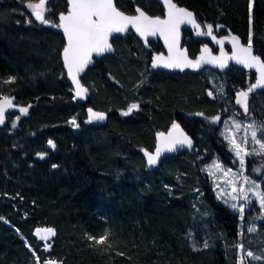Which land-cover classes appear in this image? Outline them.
<instances>
[{
    "label": "trees",
    "instance_id": "16d2710c",
    "mask_svg": "<svg viewBox=\"0 0 264 264\" xmlns=\"http://www.w3.org/2000/svg\"><path fill=\"white\" fill-rule=\"evenodd\" d=\"M34 1L0 0V97L31 105L0 126V264H37V256L40 264H238V217L217 202L201 166L216 155L236 165L206 119L236 111V92L258 74L234 67L225 74L158 72L152 64L164 52L161 43L130 32L115 37V52L88 69L82 82L90 99L77 103L62 60L65 39L52 26L68 2L47 0L44 24L28 8ZM173 1L193 11L202 30L213 25L217 38L247 43L251 35L264 60V0L252 8L251 0ZM116 4L127 14L137 7L164 14L159 0ZM185 36L191 59L210 47L197 32ZM212 76L221 89L215 96ZM10 77L15 81L4 83ZM133 103L138 111L123 116ZM248 107L264 124V91L251 92ZM88 109L104 113V123H89ZM174 123L194 138L193 147L149 170L143 151H154L157 136ZM39 227L55 235L45 242L35 234ZM191 231H201L209 246L193 248ZM101 234L108 236L104 244L88 239Z\"/></svg>",
    "mask_w": 264,
    "mask_h": 264
},
{
    "label": "snow or ice",
    "instance_id": "6c2138e0",
    "mask_svg": "<svg viewBox=\"0 0 264 264\" xmlns=\"http://www.w3.org/2000/svg\"><path fill=\"white\" fill-rule=\"evenodd\" d=\"M167 5V18L161 19L159 17H153L146 14L141 8H136L137 14H125L121 11L114 0H69L71 5V10L65 15L63 13L59 16V23L52 24L53 27L62 28L64 34L67 37V46L63 49V60L64 64L68 70V74L72 81L76 85L75 95L79 98H84L87 95L88 89L84 87L78 75L82 73L85 68L91 63V58L93 53L100 55L105 51H111L112 45L110 43V38L116 33H125L128 30L129 25L135 28L142 37L147 40L148 36H155L157 34L164 37L165 43L168 45L169 52L171 55L165 58L163 56H157L153 68L163 66L165 68H179L183 70L185 67H191L198 69L202 63H216L220 67L227 66V60H234L237 64H241L249 69H256L259 73V77L256 83L251 84L247 91H241L239 93L240 99L237 103L241 104L245 112H248V95L255 88H264V60L261 59L259 55L253 53V41L251 35L247 40L246 45H242L240 40L236 36L231 37V43L233 45V54L227 56L222 54L221 57H213L211 55H201L198 60L188 59L184 51H180L178 48L179 41V29L181 24H190L194 29L197 30V35H208L211 36L217 44L223 45V39H216L213 35V25L207 24L204 30H201V24L197 23L195 14L184 8L178 7L173 0H164ZM45 4L46 0H39V3L29 4L28 7L32 10L35 18L41 23L49 24L50 21L45 17ZM217 28L222 27V25H217ZM204 53L208 54L209 49L204 48ZM15 81L14 77H10L4 83H13ZM212 95V93H209ZM14 97L3 96L0 97V124L5 122V112L13 107ZM31 105L20 107L19 112L22 114H27L28 109ZM139 105L133 103L126 111L122 114L127 116L130 115L134 110H138ZM89 123L93 121H104L106 116L102 112L93 111L88 109ZM198 115H200L198 113ZM19 116L16 117L18 121ZM219 117H215L214 121L218 122ZM72 125L79 127L76 120L71 121ZM13 127L16 124L13 123ZM242 125L235 120L232 122L228 129V135L225 139L229 140L231 150L235 152V155L239 158L241 168L243 169L245 163V156L251 154L247 151V146L249 142V137L254 145H259V151L256 152L254 148L253 151L256 154L264 155V124L256 125L255 122L247 125L244 128V135L240 142H237L235 137V132L231 129H235L236 132L241 130ZM261 133V137L258 138L257 134ZM160 144L156 148L154 154L145 151V156H147V163L149 166L156 165L160 156L164 152H173L178 149V147H192V139L180 128L179 124L172 125V131L167 135L164 133L159 134ZM49 145L55 147V144L49 140ZM40 158H44V154H40ZM57 167V165H53ZM214 167L220 168V165H215ZM224 175H233L231 169L224 172ZM249 184L250 181L248 177H242L240 181L233 179L229 181L231 184V191L237 193V183ZM252 194L257 198L262 209H264V191L260 190L258 184L254 181L251 182ZM231 200L233 201L231 207L241 213V218H243L244 205L239 204L240 200L251 203L248 192L244 187L239 188L237 195H231ZM264 218V217H260ZM247 231H256L254 224L247 228ZM44 232L49 236H54L55 231L53 229H45ZM37 234L40 235V231L37 230ZM41 240H44L45 235L40 236ZM89 241H92L95 245H101L108 239L107 234H101L99 237L88 236ZM110 246V245H109ZM207 247V243L204 245ZM239 251L244 253L243 244L237 245ZM51 245H46L45 250H50ZM35 255V253H34ZM246 255L252 257L253 259H260L253 254L251 251H247ZM37 264H40V258L36 257ZM45 264H56L52 260H46ZM62 264V262H60ZM241 264H244L243 255L241 256Z\"/></svg>",
    "mask_w": 264,
    "mask_h": 264
},
{
    "label": "rangeland",
    "instance_id": "374dc122",
    "mask_svg": "<svg viewBox=\"0 0 264 264\" xmlns=\"http://www.w3.org/2000/svg\"><path fill=\"white\" fill-rule=\"evenodd\" d=\"M160 2V1H159ZM39 3V0H35L31 4ZM253 7V0H251V8ZM29 8V7H28ZM45 15L47 13V0L45 4ZM29 10L32 12V10L29 8ZM147 12V11H146ZM33 13V12H32ZM66 13V12H65ZM151 15V14H150ZM164 15V14H163ZM162 15V16H163ZM153 16V15H152ZM202 27V26H201ZM214 35V34H213ZM201 37H208L209 39V45L210 47H207L212 53L217 54L225 51V47L221 46L216 43L215 40L212 39L211 36L208 35H199ZM215 36V35H214ZM216 39H220L217 38ZM213 44V46L211 45ZM204 47V48H205ZM203 48V52H204ZM212 48L217 51V53L212 51ZM225 74V73H224ZM217 79L214 76L211 77V80L214 84V88L216 91H209V93H212L211 96H215V93L218 91V86L216 85ZM216 82V83H215ZM249 88V87H248ZM248 88L243 90H238L235 95V103L237 110H231V112H223L220 115H217L220 119L218 122L214 121V118L212 117L206 119L207 123L210 125H213L219 129V134L223 141L227 143L228 147V154L231 157L232 164H236L232 166L226 165L223 160L216 155L212 159H210L209 162L205 163L203 166H201V171L208 177L210 180V185L212 186L213 193L215 196V199L217 202L224 206L226 209H228L230 212H232L236 217H238L239 221V244H243L244 253H241L237 249V261L238 264H241V256L243 255L244 258V264H264V209L261 208L259 201L257 198L252 194L251 191V182H255L259 185L260 190L262 191V182L264 181V155L256 154V152L259 151V145H254L251 141V138L249 137V142L247 146V151L251 154L245 156V163L243 166V169L241 168L239 158L235 155V152L231 150V145L229 143L228 139H225V136L228 135V129L232 122L235 120L236 122H239L242 127L239 132H236L235 129H231L232 132H235V137L237 139V142H240L243 135H244V128L255 122L256 125H261V123L257 122L254 117L250 114L249 107L248 112L244 111V108L241 104L237 103V100L240 99L239 93L241 91H247ZM221 89H219L218 92H220ZM251 92L248 95V106H249V100H250ZM126 111V110H125ZM138 110H134L132 113L136 112ZM18 112V111H17ZM124 111H122L123 113ZM15 113V112H14ZM121 113V114H122ZM131 113V114H132ZM123 115V114H122ZM19 116H21L19 114ZM125 116V115H123ZM199 116V115H197ZM16 117H13V123H16ZM73 120V119H72ZM71 120V121H72ZM70 121V123H71ZM72 125V123H71ZM74 130H77V127L73 126ZM261 133L258 132L257 136L258 138L261 137ZM256 149V152L253 151V149ZM257 161V162H256ZM220 165V168L214 167L215 165ZM228 169H231V173L233 175L226 176L224 175V172ZM242 177H248L250 183L249 184H242L237 183V193H233L231 191V184L229 181L236 179L237 181H240ZM244 187L245 190L248 192V195L250 197L251 203L248 204L247 202L240 200L238 203L244 205V213L243 218H241V213L236 211L231 207L233 201L231 200V195H237L239 192V188ZM254 224L256 227V231L249 232L247 231V228ZM201 232V231H200ZM200 232L191 231L189 233V240L190 244L193 248H206L204 245L205 243L208 244L207 238L204 234H201ZM197 237V239H196ZM207 246V247H208ZM247 251L253 252V254L257 257H260V259H253L252 257H248L246 255Z\"/></svg>",
    "mask_w": 264,
    "mask_h": 264
},
{
    "label": "water",
    "instance_id": "95a60500",
    "mask_svg": "<svg viewBox=\"0 0 264 264\" xmlns=\"http://www.w3.org/2000/svg\"><path fill=\"white\" fill-rule=\"evenodd\" d=\"M159 1H160V3H161L162 7L164 8V15H163V16H153V17H154V18H155V17H159V18H161V19H166V18H167V5L165 4L164 0H159ZM67 2H68V11H67L66 13H63V14H65V15L71 10V5H70V3H69V0H67ZM114 2L116 3V0H114ZM173 2H174V1H173ZM174 3H175V2H174ZM177 6H178V5H177ZM178 7H179V6H178ZM186 9H187V8H186ZM188 10H189V9H188ZM121 11H122V10H121ZM143 11H145V10H143ZM190 11H191V10H190ZM145 12H146V11H145ZM192 12H193V11H192ZM124 13H125V12H124ZM125 14H127V13H125ZM146 14L150 15L148 12H146ZM137 15H138V13H137ZM59 16H60V15H59ZM151 16H152V15H151ZM196 20H197V23H199L197 17H196ZM199 24H200V23H199ZM54 29H55L56 32H58V33H60V34H62V35L64 36V39H65V46H64V48H65V47L67 46V37H66V35L64 34L62 28H60V27H55ZM201 30H202V27H201ZM185 31L197 32V30L194 29L190 24H181V25H180V29H179L178 48H179L180 51H184V52L186 53L188 59L192 60V59L190 58V56H189L187 50L185 49V39H186ZM130 32L135 33L140 39L145 40V38L142 37L138 32H136L135 28L132 27L131 25H129L128 30H127L125 33H116V34H113V36L110 38V43H111V45H112V50H111V51H105L103 54H100V55H97V54L93 53L92 58H91V63H89L88 66L85 68V70H84L82 73H80V74L78 75V79L80 80V83H81L84 87H86V86L83 84V82H82V78L86 75L88 69L91 68V67L94 65L95 61H101V60L103 59L104 56L109 55V54H113V53L115 52V48H114V45H113L112 40H113L115 37H122V36H125V35H127L128 33H130ZM146 41H159V42L161 43V45H162V47H163V49H164V53H165V55H162V56L165 57V58H167V57H169V55H171L170 52H169L168 45L165 43V40H164V37H163V36H161V35H159V34H157V35H155V36H148ZM240 43H241L242 45H246V43L243 42L242 40H240ZM229 46H230V48H231V53L228 54L227 56H231V55L233 54V51H234V49H233V45H232L231 42L229 43ZM253 53H254L255 55H257L254 51H253ZM202 55H206V56H207V55H211V56H213V57H221V56H222V55H216V54H214V53H212V52H209L208 54H205V53H204V54H202ZM200 57H201V56H200ZM200 57H199V58H200ZM261 59H262V58H261ZM62 60H63V51H62ZM262 60H263V59H262ZM193 61H194V60H193ZM63 64H64V60H63ZM231 67H234V68H237V69H241V70H244V71H249V72L257 73V74H258V77H259V73L256 71V69H254V68H253V69L246 68V67H244V66L241 65V64H237L234 60H227V66H226V67H220V66H219L218 64H216V63H202L201 66H200L198 69H194V68H191V67H185L183 70H181V69H179V68H165V67H163V66H160V67H156V68H154V70H156V71H158V72H169V73H175V72H192V73H196V72H199V71H203V70H205V69H208V70H211V71H213V72H215V73H218V74H224V73H228V71H229V69H230ZM64 68H65V71H66V75H67L68 83H69V84L72 86V88H73V93H74V100H75V102H77V103L88 102L89 99H90V92H89V90H88V92H87L86 97H84V98L76 97V95H75L76 85H75V83L72 81L71 77L69 76V74H68V70H67L65 64H64ZM86 88H87V87H86ZM263 91H264V88H255L252 92H263ZM19 108H20V107H19L16 103H14V101H13V107L10 108V109H8V110L5 112V122H6L7 116L10 115V114H12V113H14V112L19 111ZM104 121H105V120H104ZM104 121H98V122H97V121H93L92 123L102 124V123H104ZM5 122H4V123H5ZM2 125H4V124H0V126H2ZM180 128L183 129V131H184V132H185V133H186V134L192 139V141H193V143H194V138H193V137H192V136H191V135H190V134H189V133H188V132H187V131L181 126V125H180ZM170 131H172V127H171L167 132H163V133H164L165 135H167ZM193 143H192V147H193ZM159 144H160V139H159V135H158V136H157V141H156V147H155L154 151H152V152H151V151H147V150H144V151H143V155H144V157H145V159H146V162H147V156H145V154H144L145 151H147L148 153H152V154H154L155 151H156V148L159 146ZM192 147H191V148H192ZM191 148H188V147H182V148H180V147H178V149H177L176 151H173V152H164V153H162V155L160 156V160H159V162H158L156 165L149 166L148 163H147L148 168H149V170H154V169L158 168V167L160 166V164H161L164 160H166V159H168V158H171V157H174V156H178V155H180V154H182V153H186V152L190 151ZM45 229H52V228H48V227H39V228L36 229L35 234H36V236H37L39 239H41V238H40L41 235H45L46 238H45L43 241L48 242V241L51 240V238H52L53 236H49V235H47V234L44 232ZM37 230L40 231V235L37 234Z\"/></svg>",
    "mask_w": 264,
    "mask_h": 264
},
{
    "label": "flooded vegetation",
    "instance_id": "af4514ba",
    "mask_svg": "<svg viewBox=\"0 0 264 264\" xmlns=\"http://www.w3.org/2000/svg\"><path fill=\"white\" fill-rule=\"evenodd\" d=\"M220 39H223L224 40V44L222 45V46H224L225 47V51L224 52H221V53H217L216 55H222V54H226V55H228V54H230L231 53V48H230V46H229V43H230V41H231V38H229V37H224V38H220ZM143 40V39H142ZM143 41H145V42H147V44H150V43H153V42H156V41H146V40H143ZM186 49V48H185ZM164 50V49H163ZM209 52H211L210 50H209ZM202 54H204V52H203V50H202V52L199 54V56L197 57V58H195V59H192V60H198L199 59V57L202 55ZM162 55H165V53L163 52V53H161L160 55H158V56H162ZM154 61H155V59H154ZM154 61H153V63H154ZM233 67H231L230 69H232ZM229 69V70H230ZM229 72V71H228Z\"/></svg>",
    "mask_w": 264,
    "mask_h": 264
}]
</instances>
